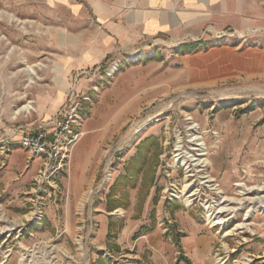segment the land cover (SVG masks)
<instances>
[{"label": "rangeland", "instance_id": "374dc122", "mask_svg": "<svg viewBox=\"0 0 264 264\" xmlns=\"http://www.w3.org/2000/svg\"><path fill=\"white\" fill-rule=\"evenodd\" d=\"M131 3L0 0V264H264V80L195 84L182 58L188 43L264 46V0H236L253 25L139 40L121 32ZM235 31L249 43L213 39ZM72 94L80 154L44 176L19 139ZM157 228L172 247L130 255Z\"/></svg>", "mask_w": 264, "mask_h": 264}, {"label": "crops", "instance_id": "0c3cea01", "mask_svg": "<svg viewBox=\"0 0 264 264\" xmlns=\"http://www.w3.org/2000/svg\"><path fill=\"white\" fill-rule=\"evenodd\" d=\"M108 12L101 14L103 20H108L112 16ZM124 16V27L122 28L119 24L115 26L122 28L121 32H124L126 27H130L136 33L137 40L146 35L162 33L172 34L175 37L191 32L196 33L206 23H213L217 27L227 25L241 28L254 24L250 14L237 8L236 0H132L130 10H127ZM196 45V43L183 45L185 49H188L182 56L183 67L191 77V82L212 85L233 80H264V46L256 44L237 46L231 43ZM81 143L79 140L74 145V156L80 154ZM103 222L105 225L106 220L103 219ZM165 231L166 229L157 228L147 234L142 232L134 242L136 246L128 243V250L136 251V254L130 255L141 256L140 252L144 253L146 248L156 249L159 252L170 249L172 241H165ZM100 234H103V240L101 238L98 244L103 247L108 228L101 227ZM128 234L127 230L121 231L116 244L128 241ZM184 239L187 240L185 243ZM182 243L185 250H192L194 247L201 250L203 246L202 240L195 234H186ZM104 246L106 247L105 244ZM177 259L178 257L175 260ZM169 260L171 262L167 261V264L174 263L170 258ZM175 264L185 263L177 260Z\"/></svg>", "mask_w": 264, "mask_h": 264}, {"label": "built area", "instance_id": "2783aa9c", "mask_svg": "<svg viewBox=\"0 0 264 264\" xmlns=\"http://www.w3.org/2000/svg\"><path fill=\"white\" fill-rule=\"evenodd\" d=\"M214 41H222L225 37H234L238 43H249V34L240 32H217ZM255 44L259 40L253 41ZM81 100L72 94L56 116L48 121H43L39 127L24 133L20 139V146L31 157L41 160L44 176L53 175L68 164L70 153L77 142L80 132L76 128L81 125Z\"/></svg>", "mask_w": 264, "mask_h": 264}, {"label": "bare ground", "instance_id": "6f19581e", "mask_svg": "<svg viewBox=\"0 0 264 264\" xmlns=\"http://www.w3.org/2000/svg\"><path fill=\"white\" fill-rule=\"evenodd\" d=\"M39 64H35L33 67H35V66H38ZM33 67H31V68H33ZM28 107H25V109H27ZM201 155H203V154H201ZM199 160V163L201 164V165H206L205 163H206V159H198ZM185 165L188 163V162H183ZM255 189V188H254ZM258 190V189H257ZM259 191H264V188H260L259 189ZM260 199H262L263 201H264V196H261L260 197ZM218 213H220V211L218 212ZM217 213V214H218ZM215 218H217V215L214 217V218H210L209 219V224H210V226H215V225H220V224H223L224 222L223 221H219L218 219L217 220H215ZM15 226H16V224H14V223H12V225L10 226V227H8V228H6V230H11V229H14L15 228ZM242 228V227H241Z\"/></svg>", "mask_w": 264, "mask_h": 264}, {"label": "trees", "instance_id": "16d2710c", "mask_svg": "<svg viewBox=\"0 0 264 264\" xmlns=\"http://www.w3.org/2000/svg\"><path fill=\"white\" fill-rule=\"evenodd\" d=\"M139 170V168L138 169H136V172ZM186 258V257H185ZM190 263V262H189ZM190 264H192V263H190Z\"/></svg>", "mask_w": 264, "mask_h": 264}]
</instances>
